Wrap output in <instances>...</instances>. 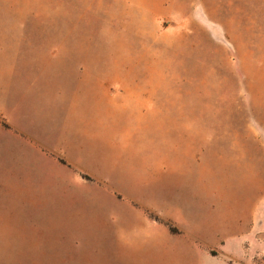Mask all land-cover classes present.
Masks as SVG:
<instances>
[{
  "label": "rangeland",
  "instance_id": "obj_1",
  "mask_svg": "<svg viewBox=\"0 0 264 264\" xmlns=\"http://www.w3.org/2000/svg\"><path fill=\"white\" fill-rule=\"evenodd\" d=\"M17 56L50 70L98 56L99 70L153 75L185 107L164 113L162 136L194 154L159 188L149 145L126 143L122 167L97 177L23 155L3 134L17 154L0 158V264H141L133 251L182 227L211 256L189 264H264V0H0V79ZM30 185L47 204L30 205Z\"/></svg>",
  "mask_w": 264,
  "mask_h": 264
},
{
  "label": "crops",
  "instance_id": "obj_2",
  "mask_svg": "<svg viewBox=\"0 0 264 264\" xmlns=\"http://www.w3.org/2000/svg\"><path fill=\"white\" fill-rule=\"evenodd\" d=\"M49 63L35 61L30 56H17L2 71L0 138L3 134L9 137L23 155H37L48 165L73 172L79 169L97 177L122 167L116 157L126 143L145 149L149 145L154 152V166L160 168L156 179L162 183L159 188H163L164 175L183 174L189 168L187 159L189 153L193 156V149L189 152L187 147H174L175 138L162 136L164 113L185 111L184 105L179 109L178 89L158 87L150 82L157 78L147 73L116 74L112 61H102L106 66L99 70L98 56H91L89 62L82 63L81 70L67 67L61 61L56 70H50L44 66ZM156 128L158 134L152 131ZM3 140L4 136L0 140V158H16V150L3 146ZM157 144L165 146L164 149L158 148ZM179 151L186 157L185 163L173 158ZM3 166L1 163L0 169L3 170ZM99 179L103 180L102 177ZM29 191L30 205L47 204L41 203L40 199L47 191L43 185H30L25 189V192ZM160 219L173 222L164 216ZM181 229L180 233L163 232L160 235L162 243L156 241L131 254L140 255L141 264L160 262L161 257L163 264H176V256H182L181 264H189L188 256L195 252L207 262L211 256L206 250L204 234L186 243L190 232L184 227ZM170 237L182 239V244L185 242L187 246L180 249L168 244ZM218 239L220 244L224 237L220 235Z\"/></svg>",
  "mask_w": 264,
  "mask_h": 264
},
{
  "label": "trees",
  "instance_id": "obj_3",
  "mask_svg": "<svg viewBox=\"0 0 264 264\" xmlns=\"http://www.w3.org/2000/svg\"><path fill=\"white\" fill-rule=\"evenodd\" d=\"M165 225H166V226H169V224H168V223H165ZM173 230H174V229H173Z\"/></svg>",
  "mask_w": 264,
  "mask_h": 264
}]
</instances>
